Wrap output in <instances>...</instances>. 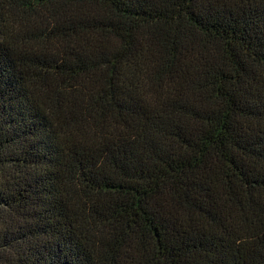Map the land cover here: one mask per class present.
<instances>
[{
  "label": "trees",
  "instance_id": "1",
  "mask_svg": "<svg viewBox=\"0 0 264 264\" xmlns=\"http://www.w3.org/2000/svg\"><path fill=\"white\" fill-rule=\"evenodd\" d=\"M0 264H264V0H0Z\"/></svg>",
  "mask_w": 264,
  "mask_h": 264
}]
</instances>
